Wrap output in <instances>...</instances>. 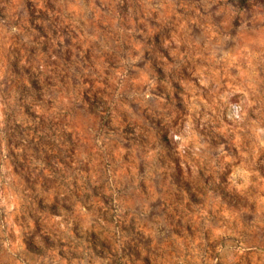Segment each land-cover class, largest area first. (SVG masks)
<instances>
[{
	"label": "rangeland",
	"instance_id": "obj_1",
	"mask_svg": "<svg viewBox=\"0 0 264 264\" xmlns=\"http://www.w3.org/2000/svg\"><path fill=\"white\" fill-rule=\"evenodd\" d=\"M0 264H264V1L0 0Z\"/></svg>",
	"mask_w": 264,
	"mask_h": 264
},
{
	"label": "trees",
	"instance_id": "obj_2",
	"mask_svg": "<svg viewBox=\"0 0 264 264\" xmlns=\"http://www.w3.org/2000/svg\"><path fill=\"white\" fill-rule=\"evenodd\" d=\"M247 0H237V2L239 3H245ZM261 1H264V0H261Z\"/></svg>",
	"mask_w": 264,
	"mask_h": 264
}]
</instances>
